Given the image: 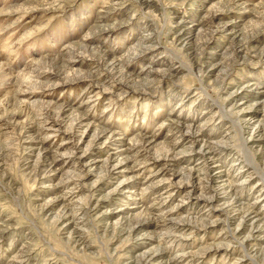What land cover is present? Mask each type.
I'll list each match as a JSON object with an SVG mask.
<instances>
[{
  "label": "rangeland",
  "instance_id": "1",
  "mask_svg": "<svg viewBox=\"0 0 264 264\" xmlns=\"http://www.w3.org/2000/svg\"><path fill=\"white\" fill-rule=\"evenodd\" d=\"M263 52L264 0H0V264H264Z\"/></svg>",
  "mask_w": 264,
  "mask_h": 264
},
{
  "label": "bare ground",
  "instance_id": "2",
  "mask_svg": "<svg viewBox=\"0 0 264 264\" xmlns=\"http://www.w3.org/2000/svg\"><path fill=\"white\" fill-rule=\"evenodd\" d=\"M217 15V14H216ZM209 17H211V16H209ZM205 20V19H204ZM211 23V22H210ZM209 23V24H210ZM207 24V21L206 22H204V23H200V22H198V23H196L195 24V26H199V25H201V26H204V25H206ZM213 25V24H212ZM222 25V24H221ZM226 25V24H225ZM223 26V25H222ZM222 28V27H221ZM211 30V29H210ZM225 31V30H224ZM90 36V35H89ZM209 36V35H208ZM213 36V35H212ZM146 41H148V40H146ZM145 41V42H146ZM143 45V44H142ZM238 46V45H237ZM139 47V46H138ZM149 47V46H148ZM144 48V47H143ZM147 48V47H146ZM145 49V48H144ZM143 49V50H144ZM240 49V48H239ZM140 50V49H139ZM147 50H148V48H147ZM238 50V49H237ZM144 51H146V50H144ZM130 52V51H129ZM135 53V52H134ZM140 53V52H139ZM233 53V52H232ZM264 53V52H263ZM236 54V53H235ZM239 54H242V53H240L239 52ZM130 56V55H129ZM235 56V55H234ZM237 56V55H236ZM101 58V57H100ZM241 58V57H240ZM101 60H103L104 61V59H101ZM106 60V59H105ZM232 60V59H231ZM123 61V60H122ZM124 62V61H123ZM75 63V62H74ZM117 64H120V63H117ZM122 68V67H121ZM123 70V69H122ZM122 72V71H121ZM151 72V71H150ZM159 72H162V71H159ZM163 74V73H162ZM122 76V75H121ZM60 80V79H59ZM127 80V79H126ZM123 83V82H122ZM130 84V83H129ZM129 86V85H128ZM244 86V85H243ZM240 87V86H239ZM130 88V87H129ZM240 90V89H239ZM239 90H237V91H239ZM216 103V102H215ZM51 107V106H50ZM52 108V107H51ZM59 110V109H58ZM61 111V110H60ZM60 114V113H59ZM63 115V114H62ZM77 118V117H76ZM47 119V118H46ZM59 122V121H58ZM83 123V122H82ZM89 123V122H88ZM245 123V122H244ZM249 123V122H248ZM50 125H51V123H50ZM81 125V124H80ZM79 125V126H80ZM191 125V124H190ZM57 126V125H56ZM195 126V125H194ZM44 127V126H43ZM48 127V126H47ZM51 127V126H50ZM79 129V128H78ZM196 130V129H195ZM201 130V129H200ZM200 130H198V132H196L195 133V135L196 134H198L199 133V131ZM53 131H55V130H53ZM103 131V130H102ZM83 132V131H82ZM247 132V131H246ZM59 134V133H58ZM61 134H63V133H61ZM256 134V133H255ZM70 135V134H69ZM83 135V134H82ZM111 135V134H110ZM190 135V134H189ZM260 135V134H259ZM49 136V135H48ZM102 136H104V135H102ZM115 136V135H114ZM112 137V136H111ZM147 138V137H146ZM198 138H199V134H198ZM107 139H108V137H107ZM113 139V138H112ZM148 140V139H147ZM202 140V139H201ZM65 141H66V139H65ZM68 141V140H67ZM98 141V140H97ZM71 142H73V141H71ZM99 142V141H98ZM97 142V143H98ZM190 142V141H189ZM76 143V142H75ZM191 143V142H190ZM200 143H201V141H200ZM203 143V142H202ZM69 145V144H68ZM78 145V144H77ZM149 145V144H148ZM80 146V145H79ZM122 147H124V146H122ZM143 147H144V145H143ZM194 147H196V146H194ZM193 148V147H192ZM199 148V147H198ZM203 148H205V146L203 145V146H201V149H203ZM48 149V148H47ZM120 149V148H119ZM135 149V148H134ZM78 150V149H77ZM199 150V149H198ZM61 151V150H60ZM185 151V150H184ZM215 151V150H214ZM193 152V151H192ZM80 153V152H79ZM124 153L125 152H120L119 154H117L116 156H117V158L115 159V161L113 160V159H111V158H106V163H108L111 167H113L114 169H116V170H120L119 171V173H125L126 171H127V168H128V166H127V158L126 157H124ZM134 153V152H133ZM77 154V153H76ZM198 154V153H197ZM208 154V153H207ZM111 155V154H110ZM109 155V156H110ZM214 156V155H213ZM69 157V156H68ZM119 157V158H118ZM135 157V156H134ZM215 157V156H214ZM73 158V157H72ZM218 158V157H217ZM59 159V158H58ZM87 159V158H86ZM152 159V158H151ZM182 159V158H181ZM81 160V159H80ZM83 160V159H82ZM166 160V159H165ZM201 160V159H200ZM51 161V160H50ZM75 161V160H74ZM168 161V160H167ZM65 162V161H64ZM89 162V161H88ZM87 162V163H88ZM176 162V161H175ZM214 162V161H213ZM54 163V162H53ZM154 163V162H153ZM182 163V162H181ZM188 163V162H187ZM215 163V162H214ZM89 165V164H88ZM108 165V166H109ZM75 166V165H74ZM91 166V165H90ZM106 166V165H105ZM53 167V166H52ZM131 167V166H130ZM174 167H176V166H174ZM39 168V167H38ZM51 169H53V168H51ZM50 169V170H51ZM163 169V168H162ZM164 170V169H163ZM162 172V171H161ZM168 173V172H167ZM46 174H47V172H46ZM50 174V173H49ZM114 174V173H113ZM115 176V175H114ZM127 177V176H126ZM118 178V177H117ZM125 178V177H124ZM119 179V178H118ZM116 180V179H115ZM235 181V180H234ZM123 182L125 183V180H123L122 182H120L119 183V186H121L122 184H123ZM215 182V177L213 176V177H210L208 180H207V188L208 189H210L211 187H213V183ZM225 182V181H224ZM77 183V182H76ZM220 183V182H219ZM230 183V182H229ZM79 184V183H78ZM118 184V183H117ZM175 184V183H174ZM129 186H130V184H128ZM179 186V185H178ZM126 187V186H125ZM173 187V186H172ZM221 187V186H220ZM190 190H198L199 188H197L196 187V184L195 185H193V184H191V186H190ZM214 188V187H213ZM235 188V187H234ZM237 188V187H236ZM186 189V188H185ZM205 189V188H204ZM215 189V188H214ZM223 189H225V188H223ZM71 190V189H70ZM170 190V189H169ZM181 190V189H180ZM211 190V189H210ZM176 191V190H175ZM221 191V190H220ZM186 192H187V190H186ZM205 192V191H204ZM237 192H239V191H237ZM237 192H236V190H229V189H227V191L225 192H223V194L225 195V197H224V199H231V198H233V196H236V195H238L237 194ZM241 192V191H240ZM71 193V192H70ZM172 193V192H171ZM185 193V192H184ZM189 193V192H188ZM198 193V192H197ZM216 193V192H215ZM72 194H73V192H72ZM207 194V193H206ZM222 194V193H221ZM241 194V193H240ZM166 195V194H165ZM169 195V194H168ZM193 195V194H192ZM74 196L75 195H73V198H74ZM194 196V195H193ZM217 196V195H216ZM67 197V196H66ZM167 197V196H166ZM170 197V196H169ZM222 197V196H221ZM189 197H187V199H188ZM71 199V198H70ZM207 200L208 201H211V200H213L214 201V197L212 196V197H210V198H207ZM233 200V199H232ZM234 200L238 203V202H240V200H243L242 198H241V196H239L237 199L236 198H234ZM71 201V200H70ZM185 201V200H184ZM187 201V200H186ZM222 201V200H221ZM65 202V201H64ZM203 202V201H202ZM229 202V201H228ZM236 202H234L233 203V205H234V207L233 208H235L236 207ZM243 202V201H242ZM159 203V202H158ZM157 203V204H158ZM201 203V202H200ZM226 203V202H225ZM60 204V203H59ZM69 204V203H68ZM160 204V203H159ZM210 204H211V202H210ZM221 204H223V203H221ZM76 205V204H75ZM201 205V204H200ZM202 205H204V204H202ZM220 205V204H219ZM245 205V204H244ZM163 206V205H162ZM232 206V205H231ZM154 207V206H153ZM180 207V206H179ZM60 208H61V210H62V207L60 206ZM72 208V207H71ZM81 208V207H80ZM159 208V207H158ZM154 209V208H153ZM157 209V208H156ZM161 209H163V208H161ZM172 210L174 209V208H171ZM176 209V208H175ZM59 210V209H58ZM79 210V209H78ZM80 210H82V209H80ZM79 210V211H80ZM151 210V209H150ZM167 210V209H166ZM210 210V209H209ZM227 210V209H226ZM230 210V209H229ZM233 211V210H232ZM64 212V211H63ZM76 212V211H75ZM147 212V211H146ZM150 212V211H149ZM162 212V211H161ZM167 212H168V210H167ZM72 213V212H71ZM148 213V212H147ZM163 213V212H162ZM165 213V212H164ZM171 213V212H170ZM254 214V213H253ZM59 215H60V212H59ZM151 215H153V214H151ZM156 215V214H155ZM158 215V214H157ZM210 215V214H209ZM209 215H208V217H209ZM237 215V214H236ZM66 216V215H65ZM149 216V215H148ZM154 216V215H153ZM153 216H150V217H153ZM163 216H165L164 214H163ZM207 216V215H206ZM70 217V216H69ZM74 217V216H73ZM174 217V216H173ZM228 217V216H227ZM147 218V217H146ZM165 218H167V216L165 217ZM204 218V217H203ZM74 219V218H73ZM157 219V218H156ZM209 219V218H208ZM146 220V219H145ZM163 220V219H162ZM169 220H171V219H169ZM233 220V219H232ZM254 220V218H253V215L251 214V213H249V212H243L242 213V221L243 222H245V223H247V222H249V221H253ZM256 220V219H255ZM157 221H158V219H157ZM164 221H165V219H164ZM174 221V220H173ZM202 221V220H201ZM211 221V220H210ZM216 221V220H215ZM153 222V221H152ZM166 222V221H165ZM233 222V221H232ZM160 223V222H159ZM175 223V222H174ZM211 223V222H210ZM240 223V222H239ZM158 224V223H157ZM212 224V223H211ZM181 225V224H180ZM167 226V225H166ZM173 226V225H172ZM171 226V227H172ZM139 227H140V225H139ZM161 227H162V225H161ZM175 227V226H174ZM185 227V226H184ZM144 228V227H143ZM152 228V227H151ZM164 228V227H163ZM257 228V227H256ZM137 229V228H136ZM155 229V228H154ZM181 229V228H180ZM260 229H261V227H260ZM260 229H255L254 228V231H257V233H261V231H260ZM76 230H77V228H76ZM131 230V229H130ZM139 230V229H138ZM172 230V229H171ZM174 230H175V228H174ZM253 230V229H252ZM262 230V229H261ZM166 231H167V229H166ZM173 231V230H172ZM181 231V230H180ZM249 231H250V229H249ZM77 232V231H76ZM78 232H80V231H78ZM161 232V231H160ZM130 234H132V233H130ZM163 233H161V235H162ZM169 234V233H168ZM177 236V235H176ZM181 236V235H180ZM183 236H184V234H183ZM218 236V235H217ZM171 238V237H170ZM218 238H219V236H218ZM166 239V238H165ZM176 239V238H175ZM215 239V238H214ZM255 239V238H254ZM250 240V239H249ZM216 241V240H215ZM247 241V240H246ZM160 242V241H159ZM180 246V245H179ZM250 248V247H249ZM203 249V248H202ZM160 251V250H159ZM247 251V250H246ZM161 253V252H160ZM179 253V252H178ZM203 253H205V252H202V254ZM156 254V253H155ZM249 254V253H248ZM151 255V254H150ZM180 255V254H179ZM183 255V254H182ZM201 256V255H200ZM144 257L146 258V254L144 255ZM153 257V256H152ZM188 257V256H187ZM23 258V257H22ZM22 258H20V259H22ZM181 258V257H180ZM18 259V258H17ZM160 259V258H159ZM162 259H164V258H162ZM154 260V259H153ZM158 261V260H157ZM163 262V261H162ZM152 263H153V261H152ZM146 264V263H145Z\"/></svg>",
  "mask_w": 264,
  "mask_h": 264
}]
</instances>
